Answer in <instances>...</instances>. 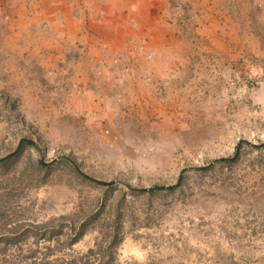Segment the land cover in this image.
<instances>
[{
	"label": "rangeland",
	"instance_id": "rangeland-1",
	"mask_svg": "<svg viewBox=\"0 0 264 264\" xmlns=\"http://www.w3.org/2000/svg\"><path fill=\"white\" fill-rule=\"evenodd\" d=\"M96 3L0 0V264H264V24L118 50Z\"/></svg>",
	"mask_w": 264,
	"mask_h": 264
},
{
	"label": "crops",
	"instance_id": "crops-1",
	"mask_svg": "<svg viewBox=\"0 0 264 264\" xmlns=\"http://www.w3.org/2000/svg\"><path fill=\"white\" fill-rule=\"evenodd\" d=\"M258 1H260V4ZM97 2L92 7L90 6L89 10L101 15L102 19L106 18L110 21V24L105 26L96 25L102 31L105 29L104 37L100 38V42L102 43L104 39H107L118 50L121 29H123L125 34L124 39H127L133 34L134 26L142 29L143 21H145V27L143 28H163V22L155 19L154 11H159L160 13L167 0H97ZM181 3L186 5V12L189 16L186 24L196 26L198 29L213 30L215 28H225L230 33L233 29L247 30L252 29L253 26L255 28L258 26L263 27L264 24V0H181ZM156 8L157 10H155ZM144 12L146 13L145 17H143ZM165 12H167V8ZM111 13L124 15L104 17L106 14L109 15ZM164 29L172 28L165 24ZM174 41L177 42L176 40ZM167 44H173V42H168ZM157 73L161 75L162 70L159 69ZM174 86L176 85H172L171 88H163L162 90L154 87V84H136L131 82L129 87L116 88L117 90L114 92L126 100H137L141 99V97L156 99L155 96L157 93H161L160 91L178 96V86Z\"/></svg>",
	"mask_w": 264,
	"mask_h": 264
},
{
	"label": "trees",
	"instance_id": "trees-1",
	"mask_svg": "<svg viewBox=\"0 0 264 264\" xmlns=\"http://www.w3.org/2000/svg\"><path fill=\"white\" fill-rule=\"evenodd\" d=\"M160 188H163L162 186H159ZM153 190V189H152ZM116 241H119V239L118 238H116ZM88 252H90V253H96V250H94L93 248H90L89 250H88Z\"/></svg>",
	"mask_w": 264,
	"mask_h": 264
}]
</instances>
